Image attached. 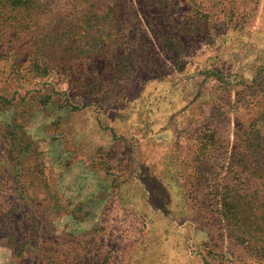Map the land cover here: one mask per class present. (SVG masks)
<instances>
[{
	"label": "rangeland",
	"instance_id": "rangeland-1",
	"mask_svg": "<svg viewBox=\"0 0 264 264\" xmlns=\"http://www.w3.org/2000/svg\"><path fill=\"white\" fill-rule=\"evenodd\" d=\"M262 116L264 0H0V264H264Z\"/></svg>",
	"mask_w": 264,
	"mask_h": 264
},
{
	"label": "trees",
	"instance_id": "trees-1",
	"mask_svg": "<svg viewBox=\"0 0 264 264\" xmlns=\"http://www.w3.org/2000/svg\"><path fill=\"white\" fill-rule=\"evenodd\" d=\"M222 115V114H221ZM217 114L212 115V118L216 117ZM206 119V118H205ZM204 119V120H205ZM263 116L260 118L253 119L250 123H248L247 128L243 131V139L241 140L239 137L240 135H235V140L233 146L231 147L229 144H226L224 147V152L228 153L226 159L229 161V168L234 167L238 162L240 163L241 160L245 161L243 158L248 159V162L253 163V166L250 167L251 169L258 168L259 172L256 174L255 171L249 172L247 167L240 166L238 169H231L230 173H233L232 179L239 180L246 175V180H244L241 184L244 186L245 189L250 190L253 186V180L256 178H260L264 180V136L260 133V125H264L262 122ZM203 120V121H204ZM210 128L204 127L199 132V155H202L201 160H208L214 158L216 162H218L221 154L218 151V147H221V143L223 141L216 140L215 134H209L212 131L209 130ZM209 132V133H207ZM227 148V149H226ZM239 159V161H237ZM227 167V168H228ZM235 168V167H234ZM241 171L239 172V170ZM229 173V172H228ZM227 184V183H226ZM264 184V181H263ZM230 191H222L219 193L220 199L215 201L216 204H219L220 211L225 210V214L222 215L225 220L233 219V220H240L243 218L244 221L246 219H250L251 216L255 217L253 214H250V211L247 209L251 204V200H255L258 202H263L264 200L256 199L253 195L251 197L247 195L239 196L236 193L230 194ZM218 194V193H217ZM243 200H246V204L244 207L239 208L238 206H234L235 202L241 203L244 205ZM264 209V206L263 208ZM227 210V211H226ZM264 218V217H263Z\"/></svg>",
	"mask_w": 264,
	"mask_h": 264
}]
</instances>
